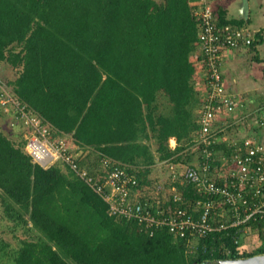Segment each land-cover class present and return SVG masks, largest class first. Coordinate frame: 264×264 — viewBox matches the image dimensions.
<instances>
[{
  "label": "trees",
  "instance_id": "obj_1",
  "mask_svg": "<svg viewBox=\"0 0 264 264\" xmlns=\"http://www.w3.org/2000/svg\"><path fill=\"white\" fill-rule=\"evenodd\" d=\"M196 8L190 0H0V64L13 72L2 81L54 138L86 152L81 165L91 154L107 158L110 167L135 174L137 188H148L156 160L180 166L199 159L191 148L200 100L192 60ZM213 13L216 25L243 23L226 20L222 9ZM4 115L0 110L8 129L0 128V218L8 230L0 231V264H220L264 253L260 220L247 225L258 231L251 250L234 242L235 227L199 238L191 249L166 227L109 215L66 165L32 162L24 150L27 131L16 116ZM177 168L167 187L173 185L182 202L170 192L160 206L199 216L202 209H193L204 197ZM98 171L105 170L95 165ZM146 204L154 213L155 203ZM218 211L211 210L216 222L225 218ZM7 231L17 241L13 250Z\"/></svg>",
  "mask_w": 264,
  "mask_h": 264
},
{
  "label": "built area",
  "instance_id": "obj_2",
  "mask_svg": "<svg viewBox=\"0 0 264 264\" xmlns=\"http://www.w3.org/2000/svg\"><path fill=\"white\" fill-rule=\"evenodd\" d=\"M198 1L194 14L198 18L199 40L193 61L201 72L194 87L200 101L195 110L198 128L192 135V141L199 159L186 165L170 164V169L174 172L179 167L183 178L204 197L195 202L193 209H202L199 216H193L180 206L172 209L160 206L168 198L163 200L161 196L165 187L162 185L156 189L158 193L155 195L158 198L154 196L155 199H147L145 192L137 188L135 174L120 166L110 167L107 158H101L97 166L99 170H105L104 173L98 171L88 174L86 168L78 165L80 157L70 152L64 138H54L49 127L42 124L36 115L28 114L13 95L11 100H7L6 91L0 90V107L22 120L28 129L24 133V150L32 162L42 167H48L56 161L66 165L106 203L109 215L136 219L145 228L166 227L174 237L184 238L190 247L194 246L193 241L197 242L212 232L230 227L236 228V235L232 237L234 242L241 243L250 220L262 221L264 234V153L260 147L249 142L233 143L231 156L219 159L213 148L216 143L214 125L217 118L231 114L236 108L235 98L224 85L222 51L249 45L253 38L243 27L216 25L212 6L216 0ZM171 191L175 192L173 201L182 202L181 195L173 185ZM149 199L155 203L154 213L146 206ZM213 208L219 209L218 218L225 217L224 220L216 222L211 213Z\"/></svg>",
  "mask_w": 264,
  "mask_h": 264
},
{
  "label": "crops",
  "instance_id": "obj_3",
  "mask_svg": "<svg viewBox=\"0 0 264 264\" xmlns=\"http://www.w3.org/2000/svg\"><path fill=\"white\" fill-rule=\"evenodd\" d=\"M241 2L243 4V0H216L212 6L216 14L222 9L228 21L241 19L243 23L240 27L247 29L252 38H255V34L264 29V0H246V18L238 17L235 12ZM190 3L196 4V7L199 5L198 0H190ZM221 69L225 88L235 98L236 108L231 114H223L215 122L216 143L220 145V149L215 152L216 158L228 159L233 153V143L249 142L260 147L264 153V31L261 33L260 43L254 49L241 45L223 50ZM200 77L201 72L198 69L193 78L194 87ZM169 141H175V138L171 137ZM168 143L172 148V144ZM156 163L152 165V169H157ZM167 166V171L172 172L170 164L167 163ZM162 185L165 186L164 183ZM257 232V229L247 228L241 238L242 248H254L255 240L252 235H257Z\"/></svg>",
  "mask_w": 264,
  "mask_h": 264
},
{
  "label": "rangeland",
  "instance_id": "obj_4",
  "mask_svg": "<svg viewBox=\"0 0 264 264\" xmlns=\"http://www.w3.org/2000/svg\"><path fill=\"white\" fill-rule=\"evenodd\" d=\"M233 27H236V25H232ZM200 70V69H199ZM13 74V72H12V70L9 68V67H7L6 65H4V64H0V90H4V91H6V99L7 100H11V97H12V95H13V92H12V90H11V88L10 87H8L2 80H4L5 78H10L11 77V75ZM13 98V97H12ZM163 100V99H162ZM0 110L2 111V112H4V114L6 115V116H10V117H12L13 115H12V113L11 112H5L1 107H0ZM4 115V116H5ZM3 118V119H2ZM1 118V120H0V128H1V130H3V132L4 133H6V132H8V129H7V127L5 126V124H4V118L5 117H2ZM8 119H9V117H8ZM24 122L22 121V120H20L19 119V121H18V124H20V125H22L23 126V128H25V130L27 131L28 129H26L27 127L23 124ZM66 139V138H65ZM168 142H170V144H172V148H174L175 147V145H176V141H169V139H168ZM71 143V142H70ZM68 146H69V149H70V152L74 155V156H76V157H80L78 160H77V163H78V165L80 166V167H84V168H86V170H87V172H88V174H90V173H93V171H94V166L95 165H97L98 166V164L100 163V159L101 158H98V157H94L95 155L94 154H91V156L89 157V162L88 163H86L85 165H81V162H80V160L81 159H86V158H84V157H81V156H84V154L86 153V152H84V153H82V152H80V150L79 149H77L76 148V146H74L72 143L71 144H68ZM191 148L192 149H194V146H191ZM79 154V155H78ZM56 162H58V161H56ZM156 165H157V169H152L151 170V172L149 173V175H148V177H147V183H148V181H150V184H149V186H148V188L146 187V185H145V188H143V186L141 187V191H144V189H145V191H147L148 190V192H147V197H151V198H158V196L157 195H155V194H157L158 192L156 191V189H157V187L158 186H160V185H162L163 183L165 184V189H164V191L161 193V196L163 197V200H165L166 198H167V196H168V194L170 193V192H172L171 191V187H167V186H169V184L171 183V181L172 180H174V178H176L177 177V170H179L178 168H175V171L174 172H168L167 170L169 169V168H167L168 166H167V162L168 161H163V162H161V161H158V160H156ZM164 162H166V163H164ZM158 165H161L160 167L158 166ZM167 168V169H166ZM173 182V181H172ZM163 186V185H162ZM144 191V192H145ZM153 196V197H152ZM154 196H156V197H154ZM158 200V199H157ZM7 221H5L4 219H1L0 218V231H3V230H8V228H7ZM3 236H5V238L10 242V245H11V248H12V250L14 249V248H16L17 247V241L16 240H13V238L11 237V235H10V233H8V231L7 232H4V235ZM24 236V235H23ZM192 243H196V241L194 242H192ZM190 247V246H189ZM191 249L193 248V247H190ZM192 251V250H191Z\"/></svg>",
  "mask_w": 264,
  "mask_h": 264
},
{
  "label": "water",
  "instance_id": "obj_5",
  "mask_svg": "<svg viewBox=\"0 0 264 264\" xmlns=\"http://www.w3.org/2000/svg\"><path fill=\"white\" fill-rule=\"evenodd\" d=\"M247 4L246 0H243V4L239 5L235 9L238 17L246 18L244 11ZM220 264H264V253L262 254H254L248 257H239V258H227L220 261Z\"/></svg>",
  "mask_w": 264,
  "mask_h": 264
}]
</instances>
